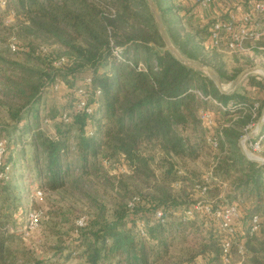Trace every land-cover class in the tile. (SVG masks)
I'll return each instance as SVG.
<instances>
[{
  "label": "trees",
  "instance_id": "16d2710c",
  "mask_svg": "<svg viewBox=\"0 0 264 264\" xmlns=\"http://www.w3.org/2000/svg\"><path fill=\"white\" fill-rule=\"evenodd\" d=\"M153 2L176 51L209 65L221 83L251 65L247 55L206 51L207 26L185 19L174 0ZM3 6L14 17L6 24L0 11V264H235L239 246L243 264H264V163L238 145L264 106L263 76L248 74L249 89L219 91L205 72L166 48L147 0H4ZM243 47L262 56L264 68V34ZM57 78L69 94L59 106L46 99ZM81 97L90 111L76 108ZM201 109L211 115L216 147ZM258 136L264 146V119ZM18 138L31 151L35 188L61 196V206L47 211V258L24 243L23 197L9 183ZM202 158L215 179L194 165ZM102 159L122 161L128 172L111 175ZM203 184L209 199L249 198L240 219L262 216L258 231L231 241L225 254L216 219L184 215Z\"/></svg>",
  "mask_w": 264,
  "mask_h": 264
},
{
  "label": "rangeland",
  "instance_id": "374dc122",
  "mask_svg": "<svg viewBox=\"0 0 264 264\" xmlns=\"http://www.w3.org/2000/svg\"><path fill=\"white\" fill-rule=\"evenodd\" d=\"M249 2L251 3L252 0H249ZM0 11H4L3 12V20L6 24L13 23V17L14 16H13L11 11H5V8L2 5H0ZM254 12L251 9V14L249 16L250 19L248 20L249 21L248 25L252 24L253 26L256 27L255 24L264 23V12H260V11H254ZM260 37L249 38V39H247V41H257ZM16 40L17 39L15 37L11 36V37H9L8 43H10V44L16 43L17 42ZM20 41H22V39H20ZM14 45H16V44H14ZM241 45H242V43H241ZM50 48L54 49L53 46ZM20 51L21 50H18V52H20ZM240 52L242 53L243 50L241 49ZM243 55H248V54H247V52H244ZM261 57L262 56H258V57H255L254 59H252L251 65L243 67L242 70L249 68V67H253L255 65L262 66V59L263 58L261 59ZM244 60H245L244 58H240L241 63H243L242 61H244ZM232 64H230V65H232ZM250 74H256L259 77L260 76L264 77L262 71H256V72H252ZM247 77H248L247 75L244 76V78H242L241 81L237 84L239 89H241V90L246 89V88L249 89V85L247 84L248 83ZM79 78H80V76L76 79L78 80ZM57 80L59 82L56 83L52 87L53 89H48L49 91H48V96L46 99H47L48 104H50L52 99H54V101L56 102V105L59 106V105H61V103H64L63 98H65L69 94L67 93V91H65V83L61 82L60 78H57ZM228 84H229V82L228 83H221V85L224 89L227 88ZM51 95H53V97H51ZM257 120H258V118L254 122L249 124L247 126V129L244 131V133L242 135H244L246 132L253 131L256 128ZM50 124L52 125V123H50ZM205 129H207V128L205 127ZM211 132H213V126L211 128ZM17 134H18V132L15 131L12 133V135L10 137H14ZM5 136H7V135L5 134L4 137ZM256 137L257 136L247 137L242 141H240V138H239V141L241 142V145L243 146L244 150L246 151V153L250 157H256V158L264 159V146L260 145L257 142H256L257 144L255 145ZM0 140H3V139H0ZM17 142H18L17 146L15 147L16 148L15 149L16 161H15L13 168H12L9 183H10V185L16 186L17 191L15 193L20 192L18 195L23 197L21 200L22 203L20 205L21 206L20 209L23 211L24 214L19 220L21 222L22 227H24V225L28 222V218H29L30 213L37 214L36 215L37 227L34 229L25 230L27 235H24V239H25L24 243L26 245L30 246L38 256L43 257V258H47L48 256H50L49 252L48 251H47L48 253L46 252V250L48 249V242L47 241L48 240L52 241V238L51 237L47 238L45 236V232H44V225L47 221V211L50 209L51 205L56 204L57 206H61V202H60L61 196L59 194L57 195L55 193H49V192L43 193L40 189L35 188L37 186L35 175L34 174L32 175L29 173V171L31 170V167H32L31 151L28 148V146H24L23 143L20 142L19 138L17 139ZM20 153L22 156L20 155ZM17 154H19L21 156V158L16 156ZM205 161L206 160L204 158H202L200 160H197L194 163V165L197 168H199V170L202 173H206V176H205L206 179H213L212 178L213 176L209 175V173H210L209 171L211 170V168H210L211 165L205 164ZM101 162H102V165L106 168L107 172L111 175H117L120 173L128 172L127 165L124 164L122 161L110 162L107 159H102ZM207 172H208V174H207ZM30 179H32L31 182H30ZM38 190L41 192L40 196H36V191H38ZM219 196L221 197V195H219ZM193 199H194L195 203H198V202L201 203L203 201H208V203H210L211 205H216V206L217 205H223V204L227 203V202H225V200H223V198H221V200L209 199V198H207V196L204 195V192H201L200 190L198 191L196 189L193 193ZM233 202L237 203L241 213H242V210H245V208L248 205L250 206V199L246 198V197H242V196L234 199ZM68 204L71 205L72 207H76L78 209H81V206H82L80 202L74 203V201L72 204H70V202ZM18 210H19V208L17 209V211ZM258 214L262 218L261 213L258 212ZM248 216H247V218H242V219H240L241 217L237 218L236 223H235L237 226V233H236L233 241H237V240L243 238L244 234H241L240 232L242 230L248 229V219H249ZM84 217H85L84 215L80 216V218L77 219V222L80 219L83 220ZM217 224H218V222H217ZM244 237H245V235H244ZM238 254H239V258L237 259V261L241 260V262L243 264L244 260H245L244 249H242L241 253L238 252ZM237 261H236V263H237ZM70 264H75V262L74 261L70 262Z\"/></svg>",
  "mask_w": 264,
  "mask_h": 264
},
{
  "label": "built area",
  "instance_id": "2783aa9c",
  "mask_svg": "<svg viewBox=\"0 0 264 264\" xmlns=\"http://www.w3.org/2000/svg\"><path fill=\"white\" fill-rule=\"evenodd\" d=\"M196 3H198L200 6H208L212 3L213 0H193ZM0 5H4V0H0ZM251 8L252 11H260L264 12V0H252L251 2ZM250 13H246L242 15L241 17V23H230V22H225L223 20H215L210 29V39L212 41L213 46H216L220 43L221 39H224L226 42V45L228 48L231 49H236L241 46V43H243L245 40L249 38H258L262 34H264V23L260 24H255V26L248 25L249 19H250ZM12 49L15 48L13 44L10 45ZM121 48H115L114 54L118 59H121ZM64 61V58L61 57L58 59L55 63L59 64ZM85 83H90V77H85L84 78ZM193 91L199 95L202 96L201 92L198 91L197 89H193ZM78 93L81 95L85 96V93L83 90L80 88L78 89ZM219 106L221 109H225V106L219 103ZM76 108L78 109H83L85 108L86 111H90L89 107L85 106V100L83 97H81L77 103H76ZM62 119L67 120L66 114H62ZM199 117L203 123V125L209 129L208 131V140L209 143L211 144L212 147H216V139L213 137V133L211 132L212 128V118L210 113H208L206 110H199ZM90 133V132H89ZM260 136L255 139V145L259 143ZM257 142V143H256ZM4 140H0V159L4 153ZM7 169V168H6ZM1 176V174H0ZM215 179V178H213ZM201 192H204L206 190V184L200 185L198 187ZM41 192L38 190L36 191V196H40ZM133 201H130L128 203V207L131 208L133 205ZM193 211H202L206 215L210 216L211 218H214L218 222V227L220 230H222L225 233V236L221 239V247L224 252V254L227 252L230 242L233 241L236 233H237V226H236V220L238 217L242 216V213L240 212V209L237 205L236 202H231V203H226L223 205H211L208 203V201H203V202H198L195 203L192 208H189L184 211L185 216H190L192 215ZM36 215L35 213H30L28 222L24 225L23 229V235H27L25 230H30L34 229L37 227L36 223ZM157 217H161L162 213L161 211L156 212ZM78 225L83 224V220L80 219L78 220ZM260 225V215L257 213H253L252 215L249 216L248 219V229L247 230H242L240 233L241 234H252L255 231H258ZM140 233H143V230L140 229ZM238 252H242V247L239 246ZM224 261H227L226 258H223ZM236 264H242L241 260H238Z\"/></svg>",
  "mask_w": 264,
  "mask_h": 264
},
{
  "label": "crops",
  "instance_id": "0c3cea01",
  "mask_svg": "<svg viewBox=\"0 0 264 264\" xmlns=\"http://www.w3.org/2000/svg\"><path fill=\"white\" fill-rule=\"evenodd\" d=\"M174 1L177 4H179L181 7H183L185 11V14H184L185 19L190 20L192 24H199V25L207 26L208 33L205 36L204 40L202 41V46L204 47L206 51H209L212 49H218L219 51H222L225 54H227L226 56L229 57L228 59H230V56L233 53L243 54L244 52H247L248 54L247 56H249L251 59L258 57V56L253 55V52L250 47H243L244 42L247 40H245L240 47L236 49H230L227 47L224 39H221L219 45L217 47H214L210 39V36H209L211 25L217 19H221L225 22H230V23H235V24L241 23L242 15L246 13L251 14L252 8H251V3L249 2V0H213L210 5L205 6V7L200 6L198 3H196L193 0H174ZM241 49L243 50L242 53L240 52ZM234 89H239V88L236 85ZM256 136L258 137V135ZM199 212H202V211H199Z\"/></svg>",
  "mask_w": 264,
  "mask_h": 264
},
{
  "label": "water",
  "instance_id": "95a60500",
  "mask_svg": "<svg viewBox=\"0 0 264 264\" xmlns=\"http://www.w3.org/2000/svg\"><path fill=\"white\" fill-rule=\"evenodd\" d=\"M148 3H149V6H150V9L152 11V14H153V17L155 19V22H156V26L158 28V31L162 37V39L164 40L165 44H166V48L168 50H170L173 55L179 59L182 63H184L185 65L189 66V67H192V68H195V69H198V70H201L205 73H207L209 75V77L213 80L214 84L216 85V87L219 89V91L221 92H229V91H232L236 85L241 81V79L249 74V73H252V72H256V71H262L263 72V75H264V69L259 66V65H255L253 67H249V68H246L244 70H242L240 73H238L228 84L227 88L224 89L220 83V80H219V77L218 75L216 74V72L209 66V65H205V64H202V63H199L197 61H194V60H191V59H188L182 55H180L176 49L173 47V45L171 44L166 32H165V28H164V25H163V22H162V19L160 17V14L156 8V6L154 5V2L153 0H147ZM263 119H264V106L262 108V111H261V114H260V117L259 119L257 120V123H256V128L253 130V131H250V132H246L244 135H242L240 137V141L244 140L245 138L247 137H252V136H256L259 134L260 132V129H261V125L263 123ZM238 142V145H239V148L241 150V152L250 160H253V161H257L259 163H264V159H260V158H256V157H250L246 151L244 150L243 146L241 145V142Z\"/></svg>",
  "mask_w": 264,
  "mask_h": 264
}]
</instances>
